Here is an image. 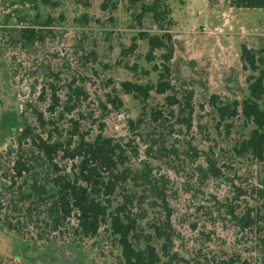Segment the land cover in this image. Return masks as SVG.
Instances as JSON below:
<instances>
[{"label": "rangeland", "instance_id": "rangeland-1", "mask_svg": "<svg viewBox=\"0 0 264 264\" xmlns=\"http://www.w3.org/2000/svg\"><path fill=\"white\" fill-rule=\"evenodd\" d=\"M162 5L157 12L169 13L155 24L150 13L140 14L141 3L129 0H0V183L2 168L11 166L6 153L26 125L39 133L43 119L50 122L46 129L56 125L65 138L77 127L88 140L101 134L122 146L124 167H146L149 179L164 185L177 238L174 251L191 253L208 234L210 242L201 241L206 252L218 258L221 251H236L254 264L262 256L255 244L263 232L239 233L220 218L217 202L242 208L264 204V146L260 161L244 149L255 126L240 115L250 95L249 77L264 70V9H237L228 0H161ZM47 18L52 23L43 41L23 45L18 31ZM161 25L173 44L164 79L171 90L152 91L142 103L124 94L120 84L157 83L163 51L153 52L148 62L147 42L138 34L161 35ZM243 46L255 55L256 72L243 69ZM187 92H192L193 107L189 129L175 124L182 119L179 107L165 101L176 95L182 103ZM233 102L239 105L238 117L222 120L218 108ZM258 105L264 111V95ZM151 111L161 112L157 122ZM138 119V127L130 128L128 121ZM206 159L220 171L219 178L205 171ZM59 165L70 170L72 162ZM153 212L143 224L162 220L157 208ZM32 215L23 223V236L0 227V264H119V248L104 227L82 238L73 233L75 221L69 219L62 235L49 234L35 225L37 212Z\"/></svg>", "mask_w": 264, "mask_h": 264}, {"label": "trees", "instance_id": "trees-1", "mask_svg": "<svg viewBox=\"0 0 264 264\" xmlns=\"http://www.w3.org/2000/svg\"><path fill=\"white\" fill-rule=\"evenodd\" d=\"M129 1L131 5L141 3L140 14L150 13L155 24L163 15L169 13L166 9L157 12L158 8L166 7L161 6V0H152V4L145 3V0ZM228 1L237 9H264V0ZM102 8L105 6L102 5ZM140 14L137 19H140ZM18 20L24 22L25 18L18 17ZM51 23L52 19L47 18L43 22H29L30 25L21 28L18 32L23 45L42 42L43 31L50 28ZM162 27L159 26V31L163 32L161 35H150L146 32L138 34L140 40L147 42L148 52L145 59L148 62L153 61V52L163 51L162 71L158 74L157 83L143 85L125 81L120 84L124 94L132 95L142 103H146L152 91L163 95L171 90L164 79L169 75L166 64L172 59L173 44L170 34ZM240 60L243 69L249 68L256 72L255 55L244 46ZM258 61L261 62V59ZM249 80L253 81L248 86L250 95L242 101L240 115L255 128L244 141L243 147L260 161L264 146V111L260 109L258 101L264 95V70L258 76H250ZM52 98L55 102L54 95ZM183 99L180 103L176 95L165 97L169 107H179L178 113L182 119L176 120L175 124L189 129L193 113L192 92H187ZM110 103L114 106L115 101ZM121 106L122 102L118 98L116 108ZM238 107L237 102H233L232 107L221 106L218 108L220 118L223 120L225 116L238 117ZM47 111L53 113L54 107H49ZM169 113L173 115L172 110ZM185 113L186 116H182ZM150 116L153 122H157L161 112L151 111ZM39 122L41 132L35 134L26 125L17 133L14 145L6 153L11 166L2 168V229L23 236V223L30 221L32 214L37 212L40 217L35 225H39L41 231H48L49 234L57 232L62 235L64 224L69 219L75 221L73 233L82 238L94 237L104 227L119 248V264H251L242 260L236 251L230 255L221 251L218 258L212 252H206L208 247H201V241L210 242L208 234L201 235L204 240L199 238L197 250L193 249L191 253L184 251L182 255L174 251L173 245L177 238L170 224L171 209L166 200L165 187L157 180L149 179L146 167L139 171L124 167L125 152L112 138L98 134L88 140L85 136L78 135V127L75 133L65 138L62 133L57 132L56 125L46 129L50 122L43 119ZM140 122V119L135 122L128 121V125L135 129ZM56 158L59 162H55ZM62 161L72 162L70 170L59 165ZM206 163L205 171L209 176L219 178L221 173L214 163L210 159H206ZM7 197L9 198L6 199ZM146 199L149 201L145 202ZM217 204L220 218L226 219L239 233L263 232L256 239L258 244H255L262 256L254 260V264H264V204L260 208H242L233 203ZM156 208L163 215L162 220L156 218L150 224H143L149 213L155 215L153 211ZM156 245H159L158 250Z\"/></svg>", "mask_w": 264, "mask_h": 264}]
</instances>
